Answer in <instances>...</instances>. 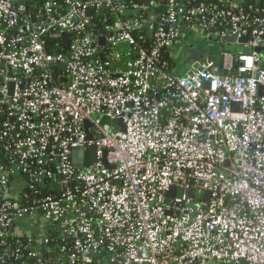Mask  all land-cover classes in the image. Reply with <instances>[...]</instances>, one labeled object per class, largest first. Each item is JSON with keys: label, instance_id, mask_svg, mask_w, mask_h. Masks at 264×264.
<instances>
[{"label": "built area", "instance_id": "2783aa9c", "mask_svg": "<svg viewBox=\"0 0 264 264\" xmlns=\"http://www.w3.org/2000/svg\"><path fill=\"white\" fill-rule=\"evenodd\" d=\"M162 3L0 0V264H264V0Z\"/></svg>", "mask_w": 264, "mask_h": 264}, {"label": "rangeland", "instance_id": "374dc122", "mask_svg": "<svg viewBox=\"0 0 264 264\" xmlns=\"http://www.w3.org/2000/svg\"><path fill=\"white\" fill-rule=\"evenodd\" d=\"M210 38L202 31L193 30L179 42L169 56L173 72L182 76L200 62L217 64L220 62L221 50L230 53L240 51V48L236 49L231 44H222L216 37L211 41ZM102 123L112 124L107 119H103Z\"/></svg>", "mask_w": 264, "mask_h": 264}, {"label": "trees", "instance_id": "16d2710c", "mask_svg": "<svg viewBox=\"0 0 264 264\" xmlns=\"http://www.w3.org/2000/svg\"><path fill=\"white\" fill-rule=\"evenodd\" d=\"M20 1L25 5V7L27 8V11L31 13V15H37L40 12V8L44 0H20ZM123 1L126 5L129 3H135L140 7L146 6L147 9L145 11L143 12L140 11V12H137V14L136 13L135 14L140 17L147 18V19L157 20L158 19L157 16L161 14L164 9L163 3L160 8H154L152 6L154 0H123ZM210 1H214V0H210ZM129 9L131 10V7H129ZM97 23H100L99 17L97 18ZM193 30L197 32L200 31L198 22H194L193 25L189 27V30H187L186 32V36ZM204 34L207 36H210L211 38H214L213 35H208L206 33ZM222 44H226V43H222ZM222 51L224 50H221V52ZM0 160H3L2 155H0Z\"/></svg>", "mask_w": 264, "mask_h": 264}, {"label": "water", "instance_id": "95a60500", "mask_svg": "<svg viewBox=\"0 0 264 264\" xmlns=\"http://www.w3.org/2000/svg\"><path fill=\"white\" fill-rule=\"evenodd\" d=\"M212 39H213V38H210L209 40L211 41ZM69 40H70V36H67V37H66V40H65V42H64V45H63V52H67V49H68V42H69ZM221 42H222V43H226V44H233L234 39H233V38H229V39L223 40V41H221ZM240 43L244 44V43H245V40H241ZM260 50H262V49H260ZM260 50H258V51H260ZM243 53H244L245 55H247V54H248V51H247V50H244ZM60 68H61L62 70H64V69H65V66H64V65H61ZM223 74H224L223 72H220V75H221V76H223ZM88 128H89V126L86 125V127H85L86 131L88 130ZM88 138L91 139V136L88 135ZM89 153L93 156L92 159H91V161H92V162H95L96 160H95V156H94V149H90V150H89ZM193 193H194V191L191 190V191H190V196H191V197L193 196ZM173 195H174V189H172V190L170 191V194H168L167 198H172Z\"/></svg>", "mask_w": 264, "mask_h": 264}, {"label": "crops", "instance_id": "0c3cea01", "mask_svg": "<svg viewBox=\"0 0 264 264\" xmlns=\"http://www.w3.org/2000/svg\"><path fill=\"white\" fill-rule=\"evenodd\" d=\"M19 186H20V183L18 182V179L13 180V182L11 183L12 193L17 192ZM20 229H22V224L20 225Z\"/></svg>", "mask_w": 264, "mask_h": 264}]
</instances>
